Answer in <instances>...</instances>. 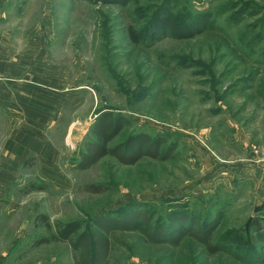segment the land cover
<instances>
[{"label": "rangeland", "instance_id": "rangeland-1", "mask_svg": "<svg viewBox=\"0 0 264 264\" xmlns=\"http://www.w3.org/2000/svg\"><path fill=\"white\" fill-rule=\"evenodd\" d=\"M164 6L180 25L210 24L189 39L134 43L130 29L149 28ZM15 58L26 66L20 77L40 84L42 108L54 94L57 107L30 122L0 97V264H82L54 236L99 221L111 232V264H264V0H0V61ZM103 112L129 120L110 147L143 134L163 143L158 157L125 165L107 156L79 169ZM34 131L45 152L11 166L6 141ZM130 211L153 223L174 211L221 219L211 238L220 252L165 228L148 243L122 229L141 224Z\"/></svg>", "mask_w": 264, "mask_h": 264}, {"label": "trees", "instance_id": "trees-1", "mask_svg": "<svg viewBox=\"0 0 264 264\" xmlns=\"http://www.w3.org/2000/svg\"><path fill=\"white\" fill-rule=\"evenodd\" d=\"M87 1L94 4L103 5H129L139 4V0H78ZM194 23L189 25H180L170 8L161 7L157 12L151 26L142 31L130 29V38L134 43L146 41H155V39L171 36L178 39H189L201 33L210 24L209 16H201ZM129 120L122 115L114 116L111 112L101 113L94 125L90 129L92 139L85 145L77 158L79 169L86 170L98 163L102 158L113 156L125 165H135L146 156L158 157V151L163 146L160 140H153L151 137L143 134L131 136L125 143L110 147L109 144L124 130ZM151 150H154L153 152ZM134 213L135 219L138 218L141 224H132L122 228L125 231L141 230L148 243H159L158 238L162 234V228L168 231H176L193 235L199 242L203 243L210 254L220 252L222 242L213 243L211 238L213 233L219 227L221 219L213 223L209 219H197L195 215L190 217L186 212L174 211L168 215L166 221L153 223L150 217L144 214ZM128 213V214H130ZM131 219V221H135ZM201 225L194 232L193 226ZM190 223V225L187 223ZM187 225V227H186ZM193 225V226H192ZM165 226V227H163ZM78 225L69 224L60 228L55 240L71 243L72 247L80 252L82 264H111L109 262V253L112 244L111 232L104 223L98 222L97 230L83 232ZM186 229V230H185ZM187 231V232H186ZM163 232H165L163 230ZM76 236V237H75ZM75 237V238H74ZM220 246V247H219Z\"/></svg>", "mask_w": 264, "mask_h": 264}, {"label": "crops", "instance_id": "crops-1", "mask_svg": "<svg viewBox=\"0 0 264 264\" xmlns=\"http://www.w3.org/2000/svg\"><path fill=\"white\" fill-rule=\"evenodd\" d=\"M0 65H3L12 73L11 76H8L9 78L3 77L2 73L4 70L0 69V72H2L0 73V97L2 99L6 100L9 98L14 100L15 106L19 108L22 115L28 116L27 118L30 122L49 120L52 118V114H56V94H54L55 97L51 101L52 104H50L52 108L50 107V109L45 111V107L42 108L43 102L40 100V96L42 95L33 91V89H39L40 84L38 81H36L35 77L34 79L31 77H20L21 73H25L26 71V66L21 64L20 59L15 60L13 63H10L9 60L8 62L0 61ZM31 73H33L32 69ZM23 90H30V92L23 93ZM50 98L52 99L53 97L51 96ZM46 113L50 114L46 115ZM44 143H46L45 138L42 140L39 131H34L33 134L29 135L16 133L6 141L2 154H4L6 161L11 166H15L33 153L45 152L40 149V146ZM49 153H53V151Z\"/></svg>", "mask_w": 264, "mask_h": 264}]
</instances>
